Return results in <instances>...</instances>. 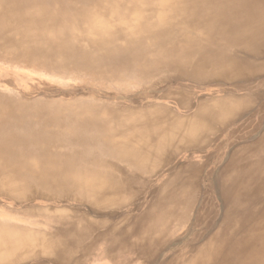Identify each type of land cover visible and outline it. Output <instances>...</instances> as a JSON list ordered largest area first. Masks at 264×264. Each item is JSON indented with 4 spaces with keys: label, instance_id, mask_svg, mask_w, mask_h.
I'll list each match as a JSON object with an SVG mask.
<instances>
[{
    "label": "bare ground",
    "instance_id": "bare-ground-1",
    "mask_svg": "<svg viewBox=\"0 0 264 264\" xmlns=\"http://www.w3.org/2000/svg\"><path fill=\"white\" fill-rule=\"evenodd\" d=\"M0 63V264H264V0H0Z\"/></svg>",
    "mask_w": 264,
    "mask_h": 264
},
{
    "label": "rangeland",
    "instance_id": "rangeland-1",
    "mask_svg": "<svg viewBox=\"0 0 264 264\" xmlns=\"http://www.w3.org/2000/svg\"><path fill=\"white\" fill-rule=\"evenodd\" d=\"M7 69L9 70L7 71L4 70L3 66L0 63V71H1L0 72V88L12 90L15 92H21L22 94H24V93L30 92L31 87H34L35 85H37L36 82L34 81V78H38L39 77L38 75L33 74V73L30 74L29 72L25 70H20V72H17L16 68H12V67H8ZM43 78L44 80L47 81V83H49L50 86H54V87L56 86L60 88H67L73 85V83H77L75 80L72 81L69 78H59V77H54V76H45ZM64 79L66 80V82ZM96 264H98V262ZM99 264H105V262L100 261Z\"/></svg>",
    "mask_w": 264,
    "mask_h": 264
}]
</instances>
